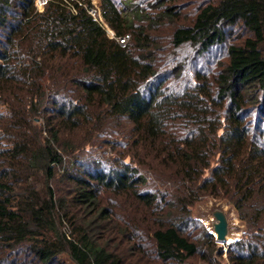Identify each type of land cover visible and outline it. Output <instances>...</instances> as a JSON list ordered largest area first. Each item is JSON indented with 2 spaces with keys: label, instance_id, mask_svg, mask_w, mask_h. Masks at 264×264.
<instances>
[{
  "label": "trees",
  "instance_id": "1",
  "mask_svg": "<svg viewBox=\"0 0 264 264\" xmlns=\"http://www.w3.org/2000/svg\"><path fill=\"white\" fill-rule=\"evenodd\" d=\"M148 5L0 0V264H264V0Z\"/></svg>",
  "mask_w": 264,
  "mask_h": 264
},
{
  "label": "rangeland",
  "instance_id": "2",
  "mask_svg": "<svg viewBox=\"0 0 264 264\" xmlns=\"http://www.w3.org/2000/svg\"><path fill=\"white\" fill-rule=\"evenodd\" d=\"M134 1H138V0H134ZM143 5L146 4V6L148 4H150L151 0H141ZM149 1V2H147ZM169 1V0H168ZM35 3L37 6H41L44 3V0H40V2H38L37 0H35ZM170 2H167L166 4H169ZM171 4H175L174 2H172ZM149 6V5H148ZM148 11L150 10L152 12V15H156L157 11L155 10H151V7L147 8ZM191 8H188V10H190ZM126 36V35H125ZM128 38L126 40V42L129 40L130 35L127 34ZM91 148H85L82 152H80V155H83V157L85 158H96L97 160H105L106 158L114 155V152L110 149V147H106V149L103 151L101 149H94L91 152ZM78 157H71L70 160L74 161L76 160ZM68 159V158H67ZM148 179L150 178L149 176H147ZM221 203L224 204V209L225 210H231V226H234V229L232 230L233 232L230 233L231 234V238L228 240L227 243H220V242H216L215 241V245H216V249L220 250L222 252L221 257H217V262L216 264H229L228 260H227V249L229 247V245L240 239L242 234L245 231V224L243 223V221H241L237 215V213L235 212L232 204L227 203L226 200H216V199H211V198H207L204 197L202 199H199V201H197L192 209H191V213L194 217H196L197 219L199 218V220L201 221V223L205 226V224H208V222L206 220L203 219V214L206 210L207 204L208 203ZM211 218V216H210ZM63 228H65V226H63ZM69 233V232H67ZM60 264H72V261L69 259L67 254H62L60 255L59 258ZM196 264H208L207 262H203L201 260L196 261Z\"/></svg>",
  "mask_w": 264,
  "mask_h": 264
},
{
  "label": "water",
  "instance_id": "3",
  "mask_svg": "<svg viewBox=\"0 0 264 264\" xmlns=\"http://www.w3.org/2000/svg\"><path fill=\"white\" fill-rule=\"evenodd\" d=\"M203 219L208 222L205 227L213 234L215 241L227 243V237L234 229V226H231V210H225L224 204L221 203H208Z\"/></svg>",
  "mask_w": 264,
  "mask_h": 264
},
{
  "label": "built area",
  "instance_id": "4",
  "mask_svg": "<svg viewBox=\"0 0 264 264\" xmlns=\"http://www.w3.org/2000/svg\"><path fill=\"white\" fill-rule=\"evenodd\" d=\"M40 2V0H37ZM89 14L92 16L93 20H97L99 16V11L96 7H92L89 9ZM128 36L123 35V36H116L115 39L120 43V44H125Z\"/></svg>",
  "mask_w": 264,
  "mask_h": 264
},
{
  "label": "bare ground",
  "instance_id": "5",
  "mask_svg": "<svg viewBox=\"0 0 264 264\" xmlns=\"http://www.w3.org/2000/svg\"><path fill=\"white\" fill-rule=\"evenodd\" d=\"M211 218H212V216H211ZM231 238V235H229L228 237H227V242H228V240Z\"/></svg>",
  "mask_w": 264,
  "mask_h": 264
}]
</instances>
